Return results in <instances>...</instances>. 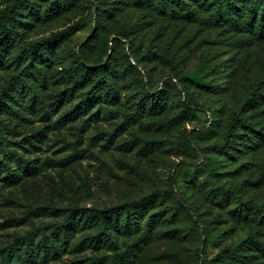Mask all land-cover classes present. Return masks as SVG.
Returning a JSON list of instances; mask_svg holds the SVG:
<instances>
[{
	"label": "rangeland",
	"instance_id": "374dc122",
	"mask_svg": "<svg viewBox=\"0 0 264 264\" xmlns=\"http://www.w3.org/2000/svg\"><path fill=\"white\" fill-rule=\"evenodd\" d=\"M11 1L0 40V264H198L204 239L205 260L242 244L215 264H264L245 242L264 244V222L236 198L264 201V18L241 0H0V10ZM68 28L55 48L28 51ZM72 63L107 67L114 91L83 103L88 86L64 73ZM150 93L154 110L144 108ZM155 189L169 193L136 223L109 224L114 245L85 217L53 231L71 207Z\"/></svg>",
	"mask_w": 264,
	"mask_h": 264
},
{
	"label": "trees",
	"instance_id": "16d2710c",
	"mask_svg": "<svg viewBox=\"0 0 264 264\" xmlns=\"http://www.w3.org/2000/svg\"><path fill=\"white\" fill-rule=\"evenodd\" d=\"M232 4H235L236 0H228ZM242 4L247 8V15L251 18L254 16L261 20L264 18V0H241ZM55 1H53L50 7L46 10V14L50 13L54 7ZM17 10V3L15 1L9 2L2 10H0V40L4 39L9 32V25L12 24L14 20V14ZM74 28H68L66 30L52 34L50 37L41 40L35 44L29 46L28 51L31 53H38L42 50H47L48 48H55L62 40H64ZM108 68L105 66L88 67L85 65H79L77 63H72L68 69L64 71L70 80H72L75 85H87L88 89L82 96V102L87 103L91 101L98 93L114 91L113 84L109 80ZM173 79L177 80L175 74L172 75ZM179 86L182 88L179 80L177 81ZM89 84V85H88ZM257 94L254 92L248 96L245 104H252L256 98ZM183 103L192 102L190 97L184 93ZM144 108L148 104L149 110H154L156 106H159V98L155 97L153 94L145 95ZM239 123V112H234L233 118L224 133V148L231 146L232 144V133ZM246 128H250L247 124L242 123ZM199 129H192L188 134H185L187 141L191 143L194 137L197 135ZM19 162L22 164L23 168H28L33 166V162L28 159H23L21 156L18 157ZM8 174L10 177H14V172L8 169ZM172 181V177H171ZM169 193L168 190L155 189L150 191L147 195L138 197L136 199L125 201L121 204L111 205L103 208H79L71 207L68 212L65 213L61 220H57L52 224L53 231L56 233L62 232L65 234L75 223L76 218L85 217L86 220L97 221L100 230L102 232L104 240L114 245V238L112 237V231L109 229V224L116 226V221L120 217H124V223L127 225L128 222L136 223L137 215L143 213L147 207L154 203L155 199L159 198L164 200L166 195ZM233 193V192H232ZM236 194V193H235ZM238 200V206L241 211L245 214L251 213L254 217H258L260 221L264 222V201L261 203H256L251 198L242 199L236 195ZM191 226L196 229L197 223L195 221L191 222ZM204 235H207V230L203 231ZM247 243H257L263 250L264 244L255 237H250L245 240ZM45 247L46 245L43 244ZM207 246V241L204 239L202 241L201 247L196 250L199 254L198 259L200 262L198 264H215L222 253L230 254L232 256L239 253V249L242 244L235 246L234 248L223 247L218 251V253L210 259L205 260V249ZM46 248V247H45ZM55 250V245H51L48 249ZM25 256L31 257L30 251H25ZM19 259V257H18Z\"/></svg>",
	"mask_w": 264,
	"mask_h": 264
}]
</instances>
